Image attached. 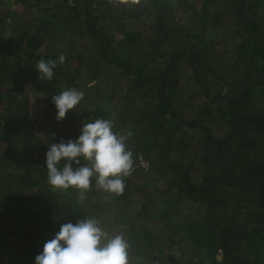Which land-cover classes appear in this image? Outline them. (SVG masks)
<instances>
[{
    "label": "trees",
    "instance_id": "trees-1",
    "mask_svg": "<svg viewBox=\"0 0 264 264\" xmlns=\"http://www.w3.org/2000/svg\"><path fill=\"white\" fill-rule=\"evenodd\" d=\"M97 118L131 132L124 190L54 189L49 144ZM84 219L128 264H264V0H0V264Z\"/></svg>",
    "mask_w": 264,
    "mask_h": 264
},
{
    "label": "clouds",
    "instance_id": "clouds-1",
    "mask_svg": "<svg viewBox=\"0 0 264 264\" xmlns=\"http://www.w3.org/2000/svg\"><path fill=\"white\" fill-rule=\"evenodd\" d=\"M64 60L65 56L60 54L59 62ZM55 66V61L39 60L35 65L37 78L51 80ZM83 95L68 88L51 96L57 122L74 110ZM130 135L131 132L126 135L114 132L112 122L107 119L82 122L78 136L49 144L45 152L48 184L54 189L87 190L95 177L98 187L120 194L125 186L123 177L130 176L133 169L132 152L125 143ZM81 158L87 164L73 168V164H80ZM62 160L64 164L60 167ZM127 249L128 243L121 235L109 238L94 219H84L75 224H61L59 231L43 243L34 264H128Z\"/></svg>",
    "mask_w": 264,
    "mask_h": 264
},
{
    "label": "rangeland",
    "instance_id": "rangeland-1",
    "mask_svg": "<svg viewBox=\"0 0 264 264\" xmlns=\"http://www.w3.org/2000/svg\"><path fill=\"white\" fill-rule=\"evenodd\" d=\"M75 62H76V61L73 60V63H75ZM111 79H112V78H111ZM18 153L21 155V152H18ZM143 165L146 166V163L144 162ZM218 258H220V255L218 256ZM192 263H194V262H192Z\"/></svg>",
    "mask_w": 264,
    "mask_h": 264
}]
</instances>
